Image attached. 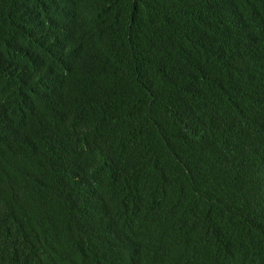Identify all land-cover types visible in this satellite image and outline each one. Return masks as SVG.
<instances>
[{
	"label": "trees",
	"instance_id": "trees-1",
	"mask_svg": "<svg viewBox=\"0 0 264 264\" xmlns=\"http://www.w3.org/2000/svg\"><path fill=\"white\" fill-rule=\"evenodd\" d=\"M0 264H264V0H0Z\"/></svg>",
	"mask_w": 264,
	"mask_h": 264
}]
</instances>
